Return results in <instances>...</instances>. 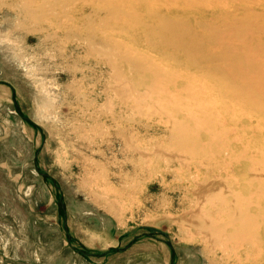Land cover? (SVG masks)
<instances>
[{"label": "rangeland", "instance_id": "obj_1", "mask_svg": "<svg viewBox=\"0 0 264 264\" xmlns=\"http://www.w3.org/2000/svg\"><path fill=\"white\" fill-rule=\"evenodd\" d=\"M22 1L0 0V264H264V176L247 187L264 173V96L169 41L161 25L197 14L187 0ZM202 80L218 88L195 97ZM207 95L243 112L204 128ZM238 115L234 147L221 132ZM224 188L263 217L222 252L182 220L195 205L226 211Z\"/></svg>", "mask_w": 264, "mask_h": 264}, {"label": "bare ground", "instance_id": "obj_2", "mask_svg": "<svg viewBox=\"0 0 264 264\" xmlns=\"http://www.w3.org/2000/svg\"><path fill=\"white\" fill-rule=\"evenodd\" d=\"M26 1V3L24 0L22 1L24 5L27 3V5H30L29 3L33 0ZM161 6H165L164 9L166 10L170 8L163 3H161ZM180 8L182 11L188 10L197 14L193 18L188 16L190 20L184 19L182 23L179 19H171L172 21H169L168 26L167 22L165 27L161 25L164 33L171 34L172 39L169 41L183 48L188 47L193 52H199V49L204 50L206 53L205 58L196 65H204L211 75L223 72L227 75L228 81L230 77H233L237 82L239 93L250 92L253 97L254 95L264 96V0H187ZM177 11L181 12L179 9ZM171 12L172 10L169 13ZM218 55H221V57L219 56V61H215ZM233 61H236V63ZM238 73L239 76L243 75V78L237 76ZM215 85V82L202 80L200 81L201 87H196L191 92L196 97L201 91L197 88H201L203 92H209L218 88ZM191 97L193 99L194 96ZM228 97L221 99L214 97L211 99L210 96L209 99L207 95V100L206 97L197 96V102L194 100L195 98L193 99L198 109L203 108L200 111L217 112V114H214V120L208 122H206V119L195 116L198 122L205 126L204 128H208L212 124H225L224 119L228 117L231 109L239 107L240 112H243L241 100L233 96ZM159 99H161V96ZM196 112H199V110ZM238 117L241 119L240 123L230 127L228 132H221L223 135H227L229 132L237 135L232 143L234 147H236L237 142L242 141L244 144V140L238 135L244 130V123L241 116L238 115L236 118ZM256 123V131L264 134V110L258 114ZM196 143L197 145L194 147L197 150H193V153L200 151L202 148L201 143ZM251 158H254V155H251ZM263 176L264 173H260L258 176L250 177L247 180V187L253 190L255 182ZM194 181L196 182L197 179H194ZM219 185L221 183L217 180L214 182L199 181L193 193L202 198ZM262 193H264V190ZM220 199V203H225L227 206L226 211L219 206H213L208 212H205L200 206L195 205L189 208V216L184 221L182 220V223L185 227L195 226L201 238L210 239L212 245L217 244L218 248L224 252L227 241L245 239L249 227L253 224H250V222L263 217V215L258 211L252 212L250 209L251 205L258 209L259 202L238 203L236 197L230 198L229 191L225 188ZM224 216L227 217L226 220H222ZM236 221L239 222V227L232 225Z\"/></svg>", "mask_w": 264, "mask_h": 264}]
</instances>
